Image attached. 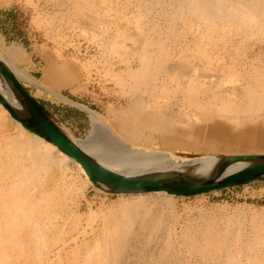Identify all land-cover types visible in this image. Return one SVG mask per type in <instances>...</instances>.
I'll use <instances>...</instances> for the list:
<instances>
[{
	"label": "bare ground",
	"instance_id": "obj_1",
	"mask_svg": "<svg viewBox=\"0 0 264 264\" xmlns=\"http://www.w3.org/2000/svg\"><path fill=\"white\" fill-rule=\"evenodd\" d=\"M67 1L74 2V9L87 17L97 11L95 0ZM156 2L172 8L171 24L181 20L183 24L189 23L188 29L196 28L193 44L186 45L178 53V61L170 63L174 55L165 42L160 39L155 42L153 36L150 38L141 31L142 37L118 28L115 36H108L100 46L117 55L120 62H127L114 80L123 93L132 96L131 109L107 111L112 115L111 129L123 141L91 110L89 135L83 140L74 139L101 163L115 170L124 165L130 174L144 173L149 168L187 170L192 167L181 162L211 157L138 148L135 144L140 141L144 144L160 141L164 148L186 151L215 134L220 137L221 150L227 148L233 153L243 151L241 141L256 134L260 139L264 137V116L258 115L264 109V64L247 63L239 71L234 62L224 65L218 57L217 64H213L210 50L213 42L226 36L250 38L264 33V0ZM135 18L137 23L142 21L140 15ZM126 39L132 41V46L126 45ZM7 53L17 62L23 59L18 46ZM0 58L5 59L1 54ZM130 58L137 61L136 67L128 63ZM53 64L45 70L47 83L59 85L60 74L73 78L79 72L71 61L60 66ZM217 69L224 74L221 79L217 83L212 79L206 81L208 74ZM169 99L199 112L187 111L179 117L178 113L165 109ZM144 108L149 117L143 114ZM209 113L214 116L205 123L203 118ZM7 119L0 106V128ZM15 126L14 134L0 137V264H188L174 255L176 242L172 240V231L160 218L172 196L120 197L114 209L93 211L89 207L83 218L77 200L84 195L87 177L83 180L70 171L73 161L53 146L27 133L19 124ZM154 133L158 134L156 139ZM228 138L231 144L227 143ZM126 155L133 159L122 163ZM160 157L166 158L164 163L159 162ZM76 165L77 174L83 172ZM201 217L175 231L186 254L196 258L194 264H264V217L252 215L248 223L229 219L224 224ZM80 238L83 241L79 244Z\"/></svg>",
	"mask_w": 264,
	"mask_h": 264
},
{
	"label": "rangeland",
	"instance_id": "obj_2",
	"mask_svg": "<svg viewBox=\"0 0 264 264\" xmlns=\"http://www.w3.org/2000/svg\"><path fill=\"white\" fill-rule=\"evenodd\" d=\"M3 1L7 3L2 2L0 5V51L4 55L5 62L11 65L16 73L23 74L20 79L30 94L40 103H43L45 108L57 117L64 127L78 140L85 139L91 131L90 115L85 108H89L98 114L107 123L108 128L113 122L112 115L107 112L108 110L131 109L132 96L123 93L114 80L115 74L124 70L127 62H120L121 59L117 55L105 52L100 46L106 42L108 36L109 38L114 37L118 28H121V30L125 28L124 31L126 30L129 35L133 36L140 35L141 32L150 38L153 36L155 42L158 39L162 40L168 46L169 52L173 53L174 57L170 60V63H172L178 61V53L186 45L191 46L190 44H193L196 36L193 32L197 33L195 27L191 26L188 29L189 23L183 24L181 20H176L171 24L169 19L173 14L172 8L167 3L157 4L156 0H95L97 11L88 17L77 12L73 7L74 2L67 0ZM109 2L110 4H108ZM136 14L140 15L141 22H136ZM92 15L94 16L92 17ZM120 15L123 16L120 17ZM130 27L134 29L132 30ZM99 36L101 37L99 38ZM241 37L243 36L230 35L224 37V39L216 40L217 44L213 42L210 45L213 64H217L215 62L217 61L215 60L216 57L224 65L229 64L230 61L234 62L239 71H243V66L247 63L264 64V33L251 35L250 38L249 36ZM181 39L183 40L182 42ZM126 40V45L132 46V41L130 39ZM16 45L23 53V59H20V62L13 60L7 53L8 49H15ZM216 51H218V55L215 56ZM45 54L49 56L50 60L55 61V63L51 62L48 66L52 63L56 65V63L63 61L73 62L75 67L79 69L77 76L70 78L67 75L60 74L59 82L57 81L60 83L59 85L45 82V70L48 67L43 69L46 65L45 61H48L44 57ZM186 56L188 57V55ZM179 59L181 58L179 57ZM128 63L135 65L134 67L137 65V61L132 58L128 60ZM208 75L205 78L206 81L212 79L213 82L217 83L224 74L220 69H217ZM53 82H55L54 79ZM167 102L165 109L171 113L173 112V114L175 113V115L178 113L179 117H183L187 111L191 112L194 110L195 113L199 112V109L194 107L190 108L184 104L179 106L171 99ZM143 111H145L143 114L148 116L147 109L144 108ZM258 115L264 116V109ZM213 116L212 113H209L206 119L203 118V121L205 120L204 122L206 123L209 117L212 119ZM252 116L253 118L257 117V115ZM7 118L6 122L1 123L0 137L3 134L9 135L16 132L15 125L18 123L13 121L8 114ZM111 127L109 130L114 133ZM26 132L29 133L28 131ZM114 134L117 135L116 133ZM153 136L156 139L158 134L154 133ZM117 137L122 140L120 136L117 135ZM231 142V138H228L227 143L231 144ZM241 144L243 151L232 153L227 148L222 151L220 148V137L214 134L212 136L208 135L204 140L194 143L186 151L164 148L161 146L160 141L150 142L149 144H144L140 141L135 146H143L141 148L151 150H154L153 148L168 150L164 151V153L176 154H181L179 152L223 155L264 153V137L260 139L258 134L248 140L241 141ZM77 168L76 163H71L70 171L75 172L77 176H82V179L84 180L85 178L86 180L84 172H78L77 174L76 171H79ZM82 179L80 180L82 181ZM86 189L83 195L84 198L77 200L79 205L78 212L83 218L88 215L89 207L93 211H106V209L117 207L122 199H119L120 197L126 199L133 197L130 195L104 194L94 189L90 182L87 183ZM149 195L165 196V194ZM163 209L160 216L161 222L165 224L164 226L169 224L173 235L172 240L177 244L173 245L174 255L183 263L194 264L196 258L186 254V250L176 239L175 231L178 232L182 225L194 219H200L201 216V218L214 219L219 224H224L229 219H238L242 223H248L252 215L264 217V183L220 190L191 198L173 197L171 203L164 205ZM84 222V220L81 222L82 225ZM80 239L79 244L83 241V238ZM177 250H179L178 255Z\"/></svg>",
	"mask_w": 264,
	"mask_h": 264
},
{
	"label": "water",
	"instance_id": "obj_3",
	"mask_svg": "<svg viewBox=\"0 0 264 264\" xmlns=\"http://www.w3.org/2000/svg\"><path fill=\"white\" fill-rule=\"evenodd\" d=\"M0 54L4 57L1 51ZM0 106L23 129L78 164L92 187L107 195L165 194L176 198H191L220 190L264 183V153L223 155L179 152L188 156L211 157H208L209 160L181 162L182 165L192 167L187 170L175 167L156 170L149 168L144 173L130 174L124 165H121V169H111L74 140L76 138L57 117L30 94L20 76L2 58H0ZM85 109L88 113L91 110ZM131 159L133 158L126 155L122 163H128ZM165 160V157L159 158L160 163H164Z\"/></svg>",
	"mask_w": 264,
	"mask_h": 264
},
{
	"label": "crops",
	"instance_id": "obj_4",
	"mask_svg": "<svg viewBox=\"0 0 264 264\" xmlns=\"http://www.w3.org/2000/svg\"><path fill=\"white\" fill-rule=\"evenodd\" d=\"M2 2H3V3H7L6 1L0 0V5H1ZM44 57L47 58L48 61H45V62H46V65L43 67V69L46 68V67L48 66V64H50L51 62H54V63H55V61H52V60H50V58H48L49 56H47V54H45ZM63 62H64V61H63ZM63 62H58V63H56V64L60 66V65L63 64ZM43 69H42V70H43ZM42 75H43V73H42ZM41 78H42V77H41ZM238 188H240V187H238Z\"/></svg>",
	"mask_w": 264,
	"mask_h": 264
},
{
	"label": "trees",
	"instance_id": "obj_5",
	"mask_svg": "<svg viewBox=\"0 0 264 264\" xmlns=\"http://www.w3.org/2000/svg\"><path fill=\"white\" fill-rule=\"evenodd\" d=\"M41 104L45 107V105L43 103H41Z\"/></svg>",
	"mask_w": 264,
	"mask_h": 264
}]
</instances>
